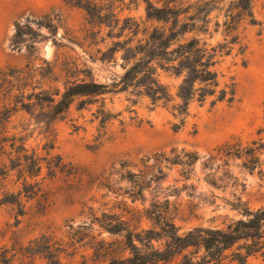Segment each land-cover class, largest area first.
Instances as JSON below:
<instances>
[{
	"label": "trees",
	"instance_id": "trees-1",
	"mask_svg": "<svg viewBox=\"0 0 264 264\" xmlns=\"http://www.w3.org/2000/svg\"><path fill=\"white\" fill-rule=\"evenodd\" d=\"M62 2L82 11L86 24L97 33L105 29L117 39L124 33L130 35L112 42L100 60L105 62L109 54L113 57L121 51L124 72L113 74L109 83H100L91 70L80 69L76 60L62 63L64 54L38 65L28 63L20 69L0 68V177L5 179L16 171L22 180L16 193L3 194L0 206L11 205L22 214L23 198L30 200L42 193V182L36 180L42 163L47 164L49 178L56 171L62 172L64 165L61 159L53 163L48 151L44 158L28 154L24 135L9 134L7 128L15 115L39 109L47 124L67 118L77 100V110L100 103L93 115L101 132L113 115L105 109L104 99L96 98L132 89L147 99L149 111L160 107L169 112L177 121L172 125L177 131L184 127L193 104L214 108L235 102L236 83L232 80L221 84L218 68L235 49L237 54H244L243 26L257 25L252 0ZM140 5L144 6V17L136 18L131 12ZM59 28L64 27L52 14L27 18L15 23L9 46L34 55L39 51L38 45L50 39L58 53L65 48L62 41L75 44L71 34L57 39ZM43 29L49 34H43ZM217 35L221 40L213 44ZM162 76L180 78V82L171 86L162 82ZM127 101L125 111L135 114V102ZM263 135L264 123L255 139L245 144L240 139L227 141L204 160L185 149L156 153L142 161L143 170L121 176L128 188L113 192L115 199L120 200L114 201L112 207L99 212L88 208V223L69 226L65 240L47 231L25 246L3 248L0 264H247L250 257L264 261V207L250 210L245 205L242 192H236L237 179L228 170L229 160H238L246 171L259 168L264 155ZM198 162L208 185L215 189L230 185L234 189L231 200L213 198L239 212L241 219L221 229L194 228L179 234L174 224L177 207L169 202V196H177L176 188L165 189L171 190V195L159 188L167 178L166 171L174 168H179L182 182L189 181ZM187 188L192 187L184 185L181 190ZM144 223L149 226L144 228ZM80 250L84 254L76 261Z\"/></svg>",
	"mask_w": 264,
	"mask_h": 264
},
{
	"label": "rangeland",
	"instance_id": "rangeland-1",
	"mask_svg": "<svg viewBox=\"0 0 264 264\" xmlns=\"http://www.w3.org/2000/svg\"><path fill=\"white\" fill-rule=\"evenodd\" d=\"M251 6L257 25L243 26L244 54H237L235 49L218 68L221 84L232 80L236 83L235 102L214 108L209 104L202 107L193 104L184 127L177 131L172 126L177 121L169 112L160 107L149 111L147 99L132 89L96 98H103L105 109L113 115L101 132L93 115L100 103L77 110V100L67 118L47 124L43 122L39 109H33L31 114L15 115L7 126L9 134L22 133L28 154L35 153L44 158L48 151L53 163L61 159L64 170L56 171L49 178L47 164L42 163L41 173L36 178L42 182V193L30 200L23 198L24 214L11 205L0 206V252L3 248L25 246L47 231L65 240L69 226L76 228L88 223V208L99 212L120 200L115 199L113 192L128 188L121 176L143 170L142 161L156 153L185 149L204 160L227 141L240 139L245 144L255 139L256 131L264 123V0H252ZM49 14L59 18L64 27L58 29L57 39L71 34L75 44L62 41L65 48L57 53L48 39L38 45L39 51L34 55L24 49L10 48L9 39L15 23ZM131 15L144 17V6L140 5ZM41 32L49 34L45 29ZM126 36L130 38L127 33L119 39L111 38L108 30L102 29L99 33L91 30L84 20V13L65 5L62 0H0L1 69H20L28 63L38 65L42 60L53 61L56 55L64 54L62 63L71 64L76 60L80 69L92 71L95 80L109 83L113 74L124 72L122 52L118 51L113 57L109 54L105 62L100 60L107 55L112 42L123 41ZM220 40L217 35L212 43ZM161 80L171 86L180 82V78L164 76ZM127 99L135 102L132 107L135 114L125 111L129 104ZM261 159L260 167L252 172L241 169L238 160H229L228 170L238 183L236 192H242V201L250 210L264 207V155ZM166 172L167 178L159 190L171 195V190L165 189L176 188L177 196H169V202L177 207L174 224L179 234L194 228L221 229L241 219L239 212L221 199L213 198L214 195L231 200L234 189L230 185L223 189L208 185L199 162L185 183L179 175V168ZM19 177L16 171L5 179L0 177V199L3 194L16 193L21 188ZM184 185L192 188L181 190ZM146 197L149 201L150 196L146 194ZM148 226V223L143 224L144 228ZM80 254H84L82 250L76 261L80 260ZM247 264H264V261L261 257H250Z\"/></svg>",
	"mask_w": 264,
	"mask_h": 264
}]
</instances>
